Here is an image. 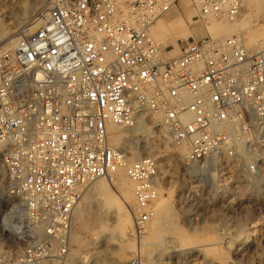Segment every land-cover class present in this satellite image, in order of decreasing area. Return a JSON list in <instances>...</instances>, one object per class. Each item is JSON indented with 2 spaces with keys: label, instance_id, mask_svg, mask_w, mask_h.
Here are the masks:
<instances>
[{
  "label": "built area",
  "instance_id": "2783aa9c",
  "mask_svg": "<svg viewBox=\"0 0 264 264\" xmlns=\"http://www.w3.org/2000/svg\"><path fill=\"white\" fill-rule=\"evenodd\" d=\"M189 1L195 21H234L241 12L242 0ZM181 2L46 0L34 30L0 51V160L10 199L0 212V264L64 259L81 188L111 182L121 167L133 185L135 232L145 233L156 161L127 164L109 143L108 123L140 122L153 134L163 127L187 149L186 163L204 169L229 170L227 160L257 169L243 154L264 139V40L156 43L152 25ZM128 264L147 263L135 255Z\"/></svg>",
  "mask_w": 264,
  "mask_h": 264
},
{
  "label": "rangeland",
  "instance_id": "374dc122",
  "mask_svg": "<svg viewBox=\"0 0 264 264\" xmlns=\"http://www.w3.org/2000/svg\"><path fill=\"white\" fill-rule=\"evenodd\" d=\"M39 1L44 3L46 0H0V50L9 46L10 40L18 38L22 34V28L25 24L37 20L38 7H36V3ZM246 1L242 0L241 12L236 20L242 22L243 17L249 16L247 29L239 28L237 30L239 34L233 30L222 34L220 35L221 38L223 37L222 40L233 34H238L244 38L247 45L252 46L251 43L247 42L246 37L249 34L256 32L259 35H264V0H251V2L248 1L249 4ZM182 2L181 5L185 4L186 8L191 9L188 0H182ZM211 18L209 19L212 20ZM160 20L170 21V25L169 31L162 30V39H158L155 36L158 21L154 24L151 36L155 38V42L158 44L173 45L171 43L173 39L176 44L177 41L190 37L194 39L211 38L207 32L209 20L206 23L204 20L195 21L193 16H189L180 6L172 9ZM13 25L16 27L11 28ZM112 128L115 129V127ZM160 128L157 127L155 133H152L150 138L147 137L146 140L135 139L130 147H121L119 144L115 147L124 148L127 157L130 158L128 161L130 163L142 155H159L167 158L163 167L159 169V178L161 176L163 178L161 182L158 178L160 183L157 185L159 184L160 189L157 191L156 199L151 203L150 213L154 211L159 200L164 198L170 207V216L166 221L164 220V225L171 229L162 233L163 231L161 232V228L157 226L156 222H152L151 215L146 224L147 229L151 228L157 232V236L160 235L161 246H150L149 244L154 239H151L147 232L143 234L135 232V200L124 204L117 202L116 204L105 205L106 203L100 198L93 196V186L89 184L82 187L80 191L79 204H77L76 210L83 212L80 214L75 210L68 255L54 264H92L93 256H96L97 264H110L116 256L118 245H122L124 248L121 255L123 264H127L135 255H139L143 263L167 264L170 262L171 256L177 253L175 249L176 245L180 243V239L177 238L179 230H183V234L190 235L189 237L192 236L193 241L201 240L203 243L206 241L205 244L216 241V244L206 246L191 264H264V139L262 143L257 145V148L262 151H257L251 147L248 153L243 154L246 160L253 157L257 161V169L253 172L242 167V170L239 168L235 172L234 169L230 168L224 171L219 170L220 172L213 170L211 173L212 170H208V168L207 172L201 171L190 177V162L186 163L185 161L187 149L182 151L175 147L168 137L159 136L158 130ZM122 133H124L122 139H126L129 132L123 131ZM139 140L144 145L137 150L135 144L140 142ZM246 160L242 159L244 165ZM203 173L210 174L199 175ZM248 176L257 177V182L251 183ZM5 180L6 175L0 160V212H3L10 202L6 192ZM247 182L252 185L246 184ZM84 194L88 197L83 200ZM178 196L181 199H178ZM117 209H119L120 214H118ZM119 215L124 216V223L121 226L113 227V224L119 219ZM129 219L132 223L131 226L128 224ZM102 229L106 232L107 229H110L113 238L109 242L107 240L104 252L95 253L97 251L94 249V243L98 240L96 237L101 238L106 233ZM211 229L215 232H208ZM146 235H148L147 238H145ZM142 240L147 247L143 246L145 251L143 250L144 254L141 255L137 251L139 252ZM226 241L228 246L240 244L242 247L251 245L255 248H250L249 252L243 256H237L232 249L228 247L224 249L226 244H223ZM21 247L20 245L14 252H19ZM190 256L191 253L186 254L185 260H190L192 258ZM179 264H187V261L181 259Z\"/></svg>",
  "mask_w": 264,
  "mask_h": 264
},
{
  "label": "bare ground",
  "instance_id": "6f19581e",
  "mask_svg": "<svg viewBox=\"0 0 264 264\" xmlns=\"http://www.w3.org/2000/svg\"><path fill=\"white\" fill-rule=\"evenodd\" d=\"M248 1L251 2V0H247L246 2L248 3ZM189 4H190V7L191 9L189 8H186L185 4L181 5L183 2H181L180 4V7L186 11V13L189 15V16H194L196 11L195 9L192 7V4L191 2L188 0ZM249 4V3H248ZM247 4V5H248ZM45 2H37L36 3V7H38V15H40L43 11H44V7H45ZM185 7V8H184ZM249 7V5H248ZM177 8V7H176ZM169 13V12H168ZM167 14V13H166ZM165 14V15H166ZM164 15V16H165ZM163 17V16H162ZM162 17L158 18L156 21H158L157 23V27H156V33H155V36L156 38L158 39H162V30L164 31H169V25H170V21H163V20H160ZM181 18V17H180ZM209 18H211L209 15L208 16H205L203 19L206 23V21L208 22L209 20V23L207 24V32L209 34V36L211 37V39H214V40H221L222 41V38L220 37V35L222 34H225V33H228L230 31L233 30V32H237V30L239 28H242V30H245L247 29V26H248V23H249V16H246V17H243L242 18V22H239L237 20H234V21H223V20H218V19H215V18H211L212 20H210ZM248 18V19H247ZM32 19V18H31ZM155 21V23H156ZM192 21V20H191ZM28 22V21H27ZM35 22L36 21H32V22H28L27 24L24 25V28H22L23 32L25 33H30L34 30V27H35ZM154 23V24H155ZM154 24L152 25L151 27V30H150V35H151V31H152V28L154 26ZM16 25H13V27L11 28H15ZM261 29V28H260ZM258 29V30H260ZM254 32V31H253ZM258 32V31H257ZM238 33V32H237ZM263 33V32H262ZM261 33V34H262ZM239 34V33H238ZM237 34V35H238ZM235 35V34H233ZM17 37V36H16ZM152 39L155 41V38L153 36H151ZM247 42L248 43H251L252 45L257 41V43L261 40H264V35H259L257 34L256 32L255 33H252V34H249L247 37ZM16 39V38H15ZM15 39H12L10 40L9 42L10 43H13L15 41ZM224 40V39H223ZM171 43L173 44L172 46L173 47H177V42L175 44L174 42V39L171 40ZM255 43V44H257ZM1 51V50H0ZM108 126V139H109V143L110 145H112L114 148L115 145H118L121 146V147H130V145L132 144V142L136 139L138 140L139 139H143V140H146L147 137L150 138V136L152 135V130L149 126L145 125V124H142L140 122H137L132 128H128V127H123V126H119V125H116V124H112V123H108L107 124ZM112 127H115V129H113ZM126 132L129 134L127 135V138L126 139H122V132ZM158 134L159 136H161L162 138H166L168 136L167 134V131L161 127L160 130H158ZM140 141V140H139ZM257 145L258 144H254L253 145V148L257 151H262L260 150L259 148H257ZM152 147V145H150ZM150 147V148H151ZM181 149L182 151H184V147H181L179 148ZM253 150V149H252ZM122 151L125 152L124 148H122ZM126 153V152H125ZM163 153V152H162ZM143 156V155H142ZM148 156H151L154 158V160L156 161V164H157V167H158V171L160 169V167H163V164L164 162H166L165 160H167V158H164L165 156H159V155H148ZM130 158L127 157V153H126V163H130L128 162ZM175 159V158H174ZM179 159V157H178ZM220 164V162H217V165ZM226 164L228 167L234 169V172L237 171L239 168L241 170V167L239 165H237L236 163L232 162V161H229L227 160L226 161ZM190 169H189V174H190V177H193L194 175H196L198 172H201V171H206L207 169H204L205 167L203 166H200L199 164H196L195 162H190ZM210 170V169H208ZM124 168L121 167L118 169V171L115 173V175L113 176L111 182L110 181H106L105 179L103 178H100L98 180H95L93 181L92 183H90L92 186H93V189H92V192H93V196L97 197V198H100L104 203H106L105 205H112V204H116L117 202H122L123 204L130 201H134V195H133V192H132V182L131 180L129 179V177L127 176L126 172L124 173ZM221 171V170H220ZM219 171V172H220ZM213 173V169H212V172ZM173 174V173H172ZM208 174V173H207ZM249 175V174H248ZM258 176V175H256ZM162 176L159 178V181L161 182L162 181ZM191 179V178H190ZM248 179L251 181V183H256L257 182V177H252V176H248ZM158 181V183H160ZM166 181V179H165ZM163 181V182H165ZM245 182V181H244ZM2 183V182H1ZM168 183V182H167ZM251 183L247 182L246 184L250 185ZM182 184V183H181ZM159 185V184H158ZM156 185V196H157V191L160 189L159 186ZM252 185V184H251ZM250 185V186H251ZM166 186V185H165ZM211 190V189H210ZM113 191V192H112ZM206 191V190H205ZM164 196V195H163ZM85 197V198H84ZM88 195H83L82 196V199H87ZM156 199V198H155ZM154 199V200H155ZM178 199H181L180 196H178ZM153 200V201H154ZM79 204V202H78ZM169 203H167V201L163 198V199H160L159 200V203L157 204V206L154 208V211H151L150 215L152 216V222H156L157 226H159V228H161V232L162 233H166L167 231H169L170 229L167 228V226L164 225V220L166 221V219L170 216V207L168 205ZM156 205V204H155ZM189 205V204H188ZM118 206V205H117ZM120 206V205H119ZM77 208V207H76ZM104 208V207H103ZM107 208V207H106ZM76 210V209H75ZM119 211V209H117V212ZM77 213H82L83 211H78L76 210ZM172 212V211H171ZM118 214H120V212H118ZM171 216H173L171 214ZM74 217V216H73ZM81 217V216H80ZM119 219L116 221V223L113 224V227L115 226H118L122 223H124L123 221L125 220L124 216L123 215H119L118 216ZM172 218V217H170ZM174 219V218H173ZM8 222L9 224L12 226V227H16L17 226V223H18V217L17 216H9L8 217ZM115 222V221H114ZM168 222V221H167ZM171 222V221H170ZM166 223V222H165ZM128 224L129 226H131V220L129 219L128 220ZM172 224V222H171ZM175 228V227H174ZM178 228V227H177ZM120 229V228H119ZM176 229V228H175ZM103 230V229H102ZM110 229H107V232L105 230H103V232L105 233L104 235L101 236V238L96 237L98 240L96 241V243H94V249H96L97 252L95 253H98V252H104L105 249H106V242L108 240V242L110 241V239H112V232L111 230L109 231ZM122 230V229H121ZM202 230V229H201ZM109 231V232H108ZM172 231V230H171ZM203 231H207V230H203ZM210 231H214L213 229L211 230H208V232ZM220 231V230H219ZM229 231V230H228ZM114 232V231H113ZM145 232L148 233L149 237L153 240L152 243H150L149 245L150 246H158L160 245L161 246V241L159 242V236L156 235L157 232H155L154 230H152L151 228L147 229V225L145 227ZM202 232V231H201ZM215 232V231H214ZM101 233V232H100ZM160 233V232H158ZM171 233V232H170ZM177 233V232H176ZM179 234H177V238L180 239V243H178L176 245V249L175 251H177V253H175L174 255L171 256V259H170V262L167 263V264H179V260L183 259V261H187V264H191L192 261L196 260V258H198L199 256V253L203 251V249L208 246V245H211V244H216V241H214L213 243L211 242V244H205V242H201L200 241H193L191 239V237H189L188 235H185L183 234V230H179L178 232ZM198 233V232H197ZM196 233V234H197ZM193 234V233H192ZM145 238H147V236ZM163 235V234H162ZM229 235V234H228ZM227 235V236H228ZM197 236V235H196ZM170 237V236H169ZM172 237V236H171ZM226 237V236H224ZM174 238V237H173ZM213 238V237H212ZM220 238V237H219ZM166 239V238H165ZM216 239V238H215ZM227 239V238H226ZM162 240V239H161ZM170 240V239H169ZM118 242V241H117ZM139 242V241H138ZM176 243V242H175ZM117 244H120V243H117ZM170 244V243H169ZM172 244V243H171ZM170 244V245H171ZM226 244V248L224 249H227L230 248L233 250L234 253L237 254V256H243L244 254L248 253L250 248H255V246H244L242 247L240 244H236L234 246L230 245L228 246V242H224L223 245ZM246 244V243H245ZM212 245V246H213ZM254 245V244H253ZM143 246H146V244L144 243V241L142 240L140 242V248H139V252L137 251L138 254H144L143 252L145 251L143 248ZM149 246V247H150ZM147 247V246H146ZM163 248V247H162ZM169 248V246H168ZM219 248V247H217ZM221 248V247H220ZM93 249V250H94ZM123 246L122 245H118V249H117V253H116V256L115 258L110 262V264H123V260L121 258V255H122V250H123ZM153 249V248H152ZM170 249V248H169ZM144 250V251H143ZM147 250V249H146ZM168 250V249H167ZM212 250V249H211ZM173 251V250H172ZM147 252V251H146ZM232 252V251H230ZM251 252V251H250ZM188 253H191V256L192 258L190 260L186 259L185 260V255L188 254ZM205 253V251H204ZM207 253V252H206ZM233 253V254H234ZM147 254V253H145ZM208 254V253H207ZM94 255V253H93ZM148 255V254H147ZM171 255V254H170ZM140 259L141 257L139 255H137ZM190 256V257H191ZM231 256V255H230ZM234 256V255H233ZM236 256V255H235ZM188 257V258H190ZM232 257V256H231ZM209 260V259H208ZM125 261V260H124ZM190 261V262H189ZM197 262V261H196ZM209 262V261H208ZM54 264V263H53ZM92 264H97V260H96V256H93L92 258ZM128 264V263H127ZM220 264V263H219Z\"/></svg>",
  "mask_w": 264,
  "mask_h": 264
}]
</instances>
